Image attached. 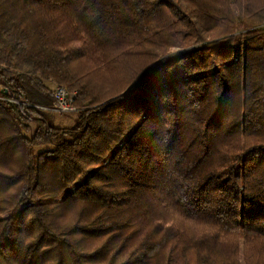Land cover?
Masks as SVG:
<instances>
[{"label":"trees","instance_id":"1","mask_svg":"<svg viewBox=\"0 0 264 264\" xmlns=\"http://www.w3.org/2000/svg\"><path fill=\"white\" fill-rule=\"evenodd\" d=\"M0 96V264H264V0H0Z\"/></svg>","mask_w":264,"mask_h":264},{"label":"built area","instance_id":"2","mask_svg":"<svg viewBox=\"0 0 264 264\" xmlns=\"http://www.w3.org/2000/svg\"><path fill=\"white\" fill-rule=\"evenodd\" d=\"M53 105L51 108H41L42 110L56 113V114H68L76 112V108L73 107V102L75 99L74 93H69L66 89L62 87H57L53 91ZM1 102L16 103L13 100L4 98L0 96Z\"/></svg>","mask_w":264,"mask_h":264},{"label":"rangeland","instance_id":"3","mask_svg":"<svg viewBox=\"0 0 264 264\" xmlns=\"http://www.w3.org/2000/svg\"><path fill=\"white\" fill-rule=\"evenodd\" d=\"M46 85L50 88V90L53 93V91L55 90L54 85L53 84H47V83H46ZM69 93H74V92H69ZM74 117H75V115H62V116L54 115V118H55L54 119V125L55 126H59V127H67V126H70L72 124V122H73Z\"/></svg>","mask_w":264,"mask_h":264}]
</instances>
